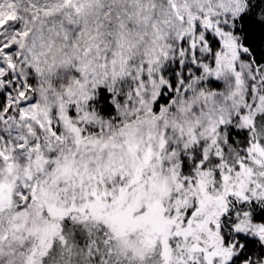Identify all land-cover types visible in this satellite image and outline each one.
Returning a JSON list of instances; mask_svg holds the SVG:
<instances>
[{
  "label": "snow or ice",
  "instance_id": "snow-or-ice-1",
  "mask_svg": "<svg viewBox=\"0 0 264 264\" xmlns=\"http://www.w3.org/2000/svg\"><path fill=\"white\" fill-rule=\"evenodd\" d=\"M0 264H264V0H0Z\"/></svg>",
  "mask_w": 264,
  "mask_h": 264
}]
</instances>
